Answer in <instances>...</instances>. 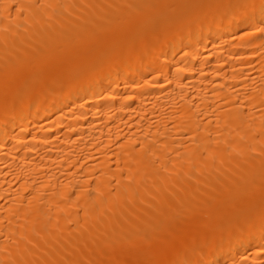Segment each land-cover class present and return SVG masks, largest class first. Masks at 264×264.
Wrapping results in <instances>:
<instances>
[{
  "label": "bare ground",
  "instance_id": "bare-ground-1",
  "mask_svg": "<svg viewBox=\"0 0 264 264\" xmlns=\"http://www.w3.org/2000/svg\"><path fill=\"white\" fill-rule=\"evenodd\" d=\"M0 264H264V0H0Z\"/></svg>",
  "mask_w": 264,
  "mask_h": 264
},
{
  "label": "rangeland",
  "instance_id": "rangeland-1",
  "mask_svg": "<svg viewBox=\"0 0 264 264\" xmlns=\"http://www.w3.org/2000/svg\"><path fill=\"white\" fill-rule=\"evenodd\" d=\"M249 213H251V210H248Z\"/></svg>",
  "mask_w": 264,
  "mask_h": 264
}]
</instances>
